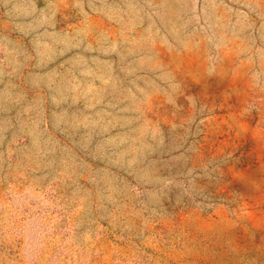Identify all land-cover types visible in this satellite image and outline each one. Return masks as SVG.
<instances>
[{"label": "rangeland", "instance_id": "374dc122", "mask_svg": "<svg viewBox=\"0 0 264 264\" xmlns=\"http://www.w3.org/2000/svg\"><path fill=\"white\" fill-rule=\"evenodd\" d=\"M0 264H264V0H0Z\"/></svg>", "mask_w": 264, "mask_h": 264}]
</instances>
